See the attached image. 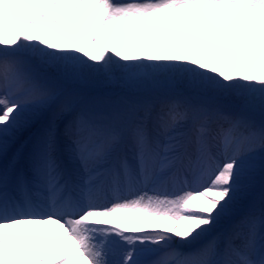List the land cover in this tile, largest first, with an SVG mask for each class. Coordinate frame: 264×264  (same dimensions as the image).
<instances>
[{
	"label": "snow or ice",
	"instance_id": "snow-or-ice-1",
	"mask_svg": "<svg viewBox=\"0 0 264 264\" xmlns=\"http://www.w3.org/2000/svg\"><path fill=\"white\" fill-rule=\"evenodd\" d=\"M145 22L162 41L122 39ZM46 224L38 259L5 236ZM65 241L56 264H264V0H0V264Z\"/></svg>",
	"mask_w": 264,
	"mask_h": 264
},
{
	"label": "bare ground",
	"instance_id": "bare-ground-1",
	"mask_svg": "<svg viewBox=\"0 0 264 264\" xmlns=\"http://www.w3.org/2000/svg\"><path fill=\"white\" fill-rule=\"evenodd\" d=\"M13 13L17 15L18 22L20 24L26 23L28 17L31 13V8L25 9L23 5L19 8L14 7L12 9ZM150 29V26L145 22L144 24L138 26L135 29L134 36L132 37H123L125 41L133 40L135 45L141 49H146L153 41L160 42L162 41V37L160 35L155 34L152 30L145 31L144 29ZM40 35L46 36V39L50 43H58L61 48L66 47H84L87 50V42L80 36L75 33L69 31H60L55 28H45L41 29L39 32ZM106 42L111 44L118 39L119 37L117 30L114 25L109 24L106 32L104 33ZM145 227L154 228L157 223L161 225L167 224L168 226H173L171 221H146L143 222ZM62 230L58 228L56 225L46 224L43 226L37 225H21L15 228H9L5 230V236L9 240L10 243L13 244V247L17 246L19 250L21 242L27 244L29 240L35 235L38 236L36 243L34 245V252L36 259L44 252L42 249L43 246H48L51 244L57 236L60 234ZM70 241H65L56 253L53 254L54 261H50L49 264H54L56 262L55 259H59V257L68 249ZM35 264V262H34Z\"/></svg>",
	"mask_w": 264,
	"mask_h": 264
},
{
	"label": "rangeland",
	"instance_id": "rangeland-1",
	"mask_svg": "<svg viewBox=\"0 0 264 264\" xmlns=\"http://www.w3.org/2000/svg\"><path fill=\"white\" fill-rule=\"evenodd\" d=\"M46 247H47V246L45 245V246H43V248H42V249H43V250H45V249H46ZM15 248H17V246H15ZM51 261H54V257H52ZM55 261H57V259H55ZM53 263H54V264H56V262H53Z\"/></svg>",
	"mask_w": 264,
	"mask_h": 264
}]
</instances>
